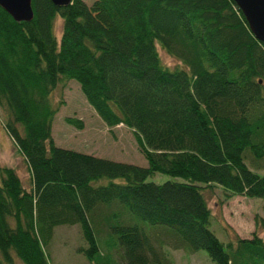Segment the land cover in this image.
<instances>
[{"label": "trees", "instance_id": "1", "mask_svg": "<svg viewBox=\"0 0 264 264\" xmlns=\"http://www.w3.org/2000/svg\"><path fill=\"white\" fill-rule=\"evenodd\" d=\"M31 7L30 22L0 8V109L29 176L26 188L15 169L0 167V264L14 257L49 264L57 226L78 227L77 253L88 264H146L148 235L161 229L143 230L131 217L213 264H264L256 235L217 240L203 197L216 187L225 199L263 200L264 212V45L235 4L32 0ZM155 45L178 66L163 65ZM71 81L106 127L132 132L145 168L53 144L50 95ZM64 122L82 129L80 120ZM155 174L172 180L149 181Z\"/></svg>", "mask_w": 264, "mask_h": 264}, {"label": "rangeland", "instance_id": "2", "mask_svg": "<svg viewBox=\"0 0 264 264\" xmlns=\"http://www.w3.org/2000/svg\"><path fill=\"white\" fill-rule=\"evenodd\" d=\"M89 5L92 0H82ZM53 33L56 38L61 31V21H54ZM157 48L161 63L167 67L178 66L179 62ZM56 113L51 122V139L61 149L145 168L146 162L140 155L132 132L122 125L106 127L94 111L85 102L74 82H67L57 87L50 95ZM65 118L80 120L82 129L77 130L64 122ZM5 115L0 109V167L13 168L17 171L24 187L29 188V176L22 157L4 129ZM264 174V172H260ZM156 184L172 180L171 177L155 174L148 178ZM203 197L211 213L209 229L223 244L234 243L237 239H251L256 235L264 243L263 200L234 196L225 199L219 188L205 189ZM134 224L141 226L149 233L144 256L146 264H213L203 251L189 252L188 248L176 242L164 232V228L152 227L140 223L131 217ZM111 225H117L111 222ZM97 225H99L97 223ZM150 230V231H151ZM83 246L77 226H57L53 233L47 252L49 264H88L83 256L77 253ZM188 250H187V249ZM13 264H22L13 258Z\"/></svg>", "mask_w": 264, "mask_h": 264}, {"label": "water", "instance_id": "3", "mask_svg": "<svg viewBox=\"0 0 264 264\" xmlns=\"http://www.w3.org/2000/svg\"><path fill=\"white\" fill-rule=\"evenodd\" d=\"M32 0H0V8L16 22L33 19ZM54 6H66L71 0H50ZM243 16L252 36L264 45V0H231Z\"/></svg>", "mask_w": 264, "mask_h": 264}]
</instances>
